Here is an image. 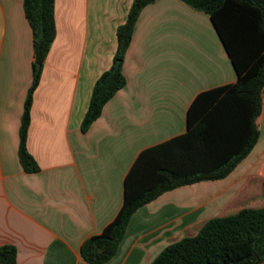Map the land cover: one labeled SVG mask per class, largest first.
I'll return each mask as SVG.
<instances>
[{
	"label": "crops",
	"instance_id": "obj_1",
	"mask_svg": "<svg viewBox=\"0 0 264 264\" xmlns=\"http://www.w3.org/2000/svg\"><path fill=\"white\" fill-rule=\"evenodd\" d=\"M133 2L55 0L57 36L27 137L39 171L27 173L19 147L35 75L34 36L24 0H0V248L15 247L17 264H89L81 246L115 219L140 153L187 132L198 94L237 82L209 15L181 0H155L135 25L125 87L83 132L94 86L113 65L117 31ZM257 125L258 143L227 178L177 188L141 207L105 264H151L209 220L257 208L247 205L252 183L264 182V93Z\"/></svg>",
	"mask_w": 264,
	"mask_h": 264
},
{
	"label": "trees",
	"instance_id": "obj_2",
	"mask_svg": "<svg viewBox=\"0 0 264 264\" xmlns=\"http://www.w3.org/2000/svg\"><path fill=\"white\" fill-rule=\"evenodd\" d=\"M181 1L209 15L237 73V82L198 94L187 112V132L140 153L125 178L124 203L115 219L81 246L89 264H105L117 254L131 218L141 207L177 188L227 178L259 141L257 119L262 114L264 93V0ZM153 2L134 0L126 23L118 28L113 65L94 86L83 132L125 87L123 61L141 12ZM24 10L34 36L35 75L20 129L19 159L27 173H35L39 166L27 148V137L34 92L57 36L55 0H24ZM118 61L121 63L116 69ZM263 262L264 208H245L209 220L196 236L167 246L151 264ZM0 264H17L15 247L0 248Z\"/></svg>",
	"mask_w": 264,
	"mask_h": 264
},
{
	"label": "rangeland",
	"instance_id": "obj_3",
	"mask_svg": "<svg viewBox=\"0 0 264 264\" xmlns=\"http://www.w3.org/2000/svg\"><path fill=\"white\" fill-rule=\"evenodd\" d=\"M252 185L254 186L252 190V197L254 196V198L248 203L249 205H247V207L257 206V208H264V182L262 185L258 180H256L252 183Z\"/></svg>",
	"mask_w": 264,
	"mask_h": 264
},
{
	"label": "water",
	"instance_id": "obj_4",
	"mask_svg": "<svg viewBox=\"0 0 264 264\" xmlns=\"http://www.w3.org/2000/svg\"><path fill=\"white\" fill-rule=\"evenodd\" d=\"M120 63H121V61H118L117 68L116 69H118ZM40 69H41V66L40 65H37V71H40Z\"/></svg>",
	"mask_w": 264,
	"mask_h": 264
}]
</instances>
